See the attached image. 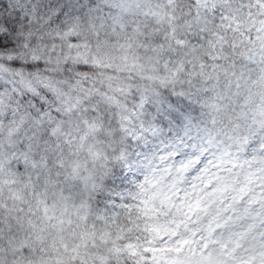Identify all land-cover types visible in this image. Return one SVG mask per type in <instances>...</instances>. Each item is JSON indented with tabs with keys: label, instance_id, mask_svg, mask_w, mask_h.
Segmentation results:
<instances>
[{
	"label": "snow or ice",
	"instance_id": "1",
	"mask_svg": "<svg viewBox=\"0 0 264 264\" xmlns=\"http://www.w3.org/2000/svg\"><path fill=\"white\" fill-rule=\"evenodd\" d=\"M0 264H264V0H0Z\"/></svg>",
	"mask_w": 264,
	"mask_h": 264
}]
</instances>
